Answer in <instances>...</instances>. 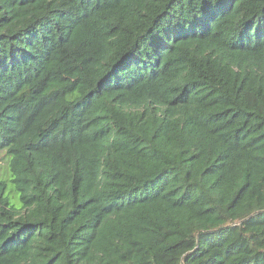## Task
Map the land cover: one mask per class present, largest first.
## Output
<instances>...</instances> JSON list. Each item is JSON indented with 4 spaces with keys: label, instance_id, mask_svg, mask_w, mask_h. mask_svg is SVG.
Masks as SVG:
<instances>
[{
    "label": "trees",
    "instance_id": "1",
    "mask_svg": "<svg viewBox=\"0 0 264 264\" xmlns=\"http://www.w3.org/2000/svg\"><path fill=\"white\" fill-rule=\"evenodd\" d=\"M0 155V264H264V0H0Z\"/></svg>",
    "mask_w": 264,
    "mask_h": 264
},
{
    "label": "rangeland",
    "instance_id": "2",
    "mask_svg": "<svg viewBox=\"0 0 264 264\" xmlns=\"http://www.w3.org/2000/svg\"><path fill=\"white\" fill-rule=\"evenodd\" d=\"M0 170L4 171V161L1 160V155H0Z\"/></svg>",
    "mask_w": 264,
    "mask_h": 264
}]
</instances>
